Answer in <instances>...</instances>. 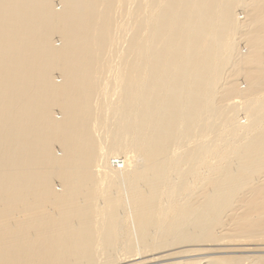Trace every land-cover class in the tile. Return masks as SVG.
<instances>
[{
    "label": "bare ground",
    "instance_id": "obj_1",
    "mask_svg": "<svg viewBox=\"0 0 264 264\" xmlns=\"http://www.w3.org/2000/svg\"><path fill=\"white\" fill-rule=\"evenodd\" d=\"M0 264H264V0H0Z\"/></svg>",
    "mask_w": 264,
    "mask_h": 264
},
{
    "label": "rangeland",
    "instance_id": "obj_2",
    "mask_svg": "<svg viewBox=\"0 0 264 264\" xmlns=\"http://www.w3.org/2000/svg\"><path fill=\"white\" fill-rule=\"evenodd\" d=\"M58 8H60L59 5H58ZM239 16L241 17V19L244 17V15H243L241 12H239ZM56 42H57V44H60L58 38L56 39ZM245 50H246L245 47H242V46H241V51L245 52ZM58 153H59V151H58ZM120 157L123 158L124 155H123V156L120 155Z\"/></svg>",
    "mask_w": 264,
    "mask_h": 264
},
{
    "label": "built area",
    "instance_id": "obj_3",
    "mask_svg": "<svg viewBox=\"0 0 264 264\" xmlns=\"http://www.w3.org/2000/svg\"><path fill=\"white\" fill-rule=\"evenodd\" d=\"M114 162H116V163H117V162H118V160H114Z\"/></svg>",
    "mask_w": 264,
    "mask_h": 264
}]
</instances>
